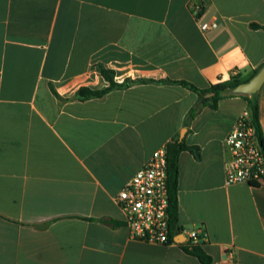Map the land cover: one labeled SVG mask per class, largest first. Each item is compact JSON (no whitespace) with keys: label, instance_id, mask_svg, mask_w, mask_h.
I'll list each match as a JSON object with an SVG mask.
<instances>
[{"label":"crops","instance_id":"obj_1","mask_svg":"<svg viewBox=\"0 0 264 264\" xmlns=\"http://www.w3.org/2000/svg\"><path fill=\"white\" fill-rule=\"evenodd\" d=\"M99 65L144 81L77 98L109 84ZM263 65L264 0H0V264H205L186 240L131 239L115 199L177 138L200 148L179 157V225L202 228L209 264H264V182L227 184L223 144L251 98L264 137V84L214 109L151 81L209 88Z\"/></svg>","mask_w":264,"mask_h":264},{"label":"built area","instance_id":"obj_2","mask_svg":"<svg viewBox=\"0 0 264 264\" xmlns=\"http://www.w3.org/2000/svg\"><path fill=\"white\" fill-rule=\"evenodd\" d=\"M193 6L203 31L218 27L216 20H204L199 14L201 3ZM223 144L228 153L227 184L264 182V147L249 109L239 114ZM167 169L166 147H162L153 152L116 195L131 239L154 244L176 242L170 237ZM181 233L186 236L185 240L193 238L200 243L205 239L201 227L185 228Z\"/></svg>","mask_w":264,"mask_h":264},{"label":"trees","instance_id":"obj_3","mask_svg":"<svg viewBox=\"0 0 264 264\" xmlns=\"http://www.w3.org/2000/svg\"><path fill=\"white\" fill-rule=\"evenodd\" d=\"M253 26H258L253 24ZM98 70L101 75L109 82V84L102 88H91L89 86H82L78 89L76 96L81 100H86L93 97H101L108 93L110 90L115 88H123L130 86L131 84L144 81L143 79H132L125 78L122 82H119L116 78V73L112 69H108L103 65L98 66ZM258 69L253 71L254 75ZM250 78L243 79L240 74L232 75L228 80L212 84L209 88H199L194 84L187 82L185 80H155V82H170V83H179L182 84L195 92L198 93L200 101L203 104L209 105L211 108L216 109L218 106L219 100L224 97V90L229 87L235 86L241 82L247 81ZM213 93V95H209ZM252 104V117L257 126L258 133L264 147V137L261 131V125L258 115V105L254 99H250ZM195 112V109L192 108L191 115ZM166 153H167V162H168V192H169V227H170V237H174L182 232L185 228L179 225V201H178V183H179V157L183 150H191L195 154L199 155L200 148L196 145H189L184 139H174L173 141L167 143ZM252 185H259L260 183L251 182ZM187 252L196 255L203 263L209 264L212 262V257L206 253L203 248V242H195L193 238L186 240L185 242L180 243Z\"/></svg>","mask_w":264,"mask_h":264},{"label":"water","instance_id":"obj_4","mask_svg":"<svg viewBox=\"0 0 264 264\" xmlns=\"http://www.w3.org/2000/svg\"><path fill=\"white\" fill-rule=\"evenodd\" d=\"M264 84V65L247 81L241 82L235 86L229 87L224 90L226 95H244L254 96ZM213 94V93H212ZM185 128H183L184 130ZM183 130L181 131V138L183 137ZM186 239L183 233L175 236V240L182 242Z\"/></svg>","mask_w":264,"mask_h":264}]
</instances>
